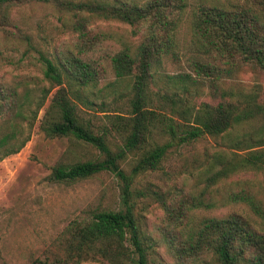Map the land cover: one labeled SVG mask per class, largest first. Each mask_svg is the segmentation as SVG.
Here are the masks:
<instances>
[{"label": "trees", "instance_id": "1", "mask_svg": "<svg viewBox=\"0 0 264 264\" xmlns=\"http://www.w3.org/2000/svg\"><path fill=\"white\" fill-rule=\"evenodd\" d=\"M30 2L51 3L69 12L72 37L53 60L40 56L42 76L49 87L41 91L32 116L24 112V105L31 104L26 83L17 80L0 89V161L18 153L29 140L37 113L52 92L39 130L48 138L89 145L98 156L55 165L49 178L73 183L107 172L116 179L120 198L116 211H97L87 221L67 226L62 254L51 264H147L148 240L140 230L135 200L148 193L134 189V181L156 170L172 150L203 138L231 144L229 156L214 153L211 159L217 170L206 177L199 194H180L170 207L156 199L166 215L158 230L160 240L174 264H264V204L252 192L230 191L219 200L246 207L253 220L237 214L203 217L187 228L190 211L216 206V200L204 197L214 183L242 172L264 176V104L255 90L243 93L221 87L223 80L233 79L245 68L264 71V0H211L197 5L187 17L185 0H0V32H8L11 26L10 9ZM94 19L126 24L135 29L134 34L141 29L139 40L120 43L121 48L108 58L116 80H132L126 115L111 118L110 127L121 139L114 149L108 145V129L95 133L81 122L69 98L71 94L78 99V92L92 88L100 77L97 62L86 59V54L110 37L92 31ZM183 23L188 29L184 42L196 55L186 60L187 73L169 77L160 69L164 60L176 57L177 31ZM20 37L28 40L25 35ZM161 77L176 90L168 97L161 95L170 104V117L150 107L149 86ZM202 86L213 103L188 107L190 97ZM178 92L182 98L173 101ZM175 103L181 106L174 109ZM153 127L168 140L143 150ZM128 157L133 162L125 171L121 165Z\"/></svg>", "mask_w": 264, "mask_h": 264}, {"label": "rangeland", "instance_id": "2", "mask_svg": "<svg viewBox=\"0 0 264 264\" xmlns=\"http://www.w3.org/2000/svg\"><path fill=\"white\" fill-rule=\"evenodd\" d=\"M210 1L185 0V17L197 5ZM9 20L11 26L8 32H0V89L17 80L26 83L31 104L24 105V112L32 116L41 91L49 87L42 76L40 56L53 60L58 50L68 44L72 37L71 17L69 12L51 3L30 2L12 7ZM90 27L93 32L102 31L110 37L86 54V59L97 62L100 77L92 88L79 91L78 99L71 94L69 98L74 102L81 122L90 126L95 133H100L102 128L108 129V145L114 149L120 146L121 139L110 127L111 118L126 115L132 80H116L108 58L121 48L120 43L134 44L139 40L141 29L134 34L135 29L126 24L99 19H94ZM187 30L186 23H183L176 36L179 42L177 55L163 61L160 73L175 77L189 71L186 60L196 54L184 42ZM20 34L27 36L28 40L22 39ZM156 80L149 86L150 107L154 112L170 117V104L166 99L162 100L161 95L168 97L176 91L175 86L167 84L163 77ZM221 87L243 93L255 90L261 99L260 104H264V71L252 72L245 68L233 79L223 80ZM51 94L46 96L37 113L29 140L18 153L0 161V264H51L62 254L61 244L67 226L87 221L94 212L116 211L119 208L118 183L107 172L73 183H56L49 178L55 165L93 160L98 156V152L89 145L66 138H48L39 130V121ZM179 97L182 98L178 92L173 101ZM202 102L213 103L205 86L190 97L187 106L196 109ZM180 106L175 103L173 108ZM167 140L168 137L159 128L153 127L143 150ZM230 147L231 144L222 143L219 139H199L172 150L156 170L136 177L134 189L148 193L135 200L140 230L148 240L147 264H174L160 240L158 230L164 226L166 215L156 199H161L170 207L180 194H199L206 177L217 170L211 157L217 151L229 156ZM132 162V157H128L121 167L127 171ZM240 190L252 192L264 204V176L255 172L238 173L209 187V193L204 197L216 200V206L190 211L187 228L203 217L237 214L253 220L246 207L226 205L219 200L230 191ZM80 264L101 263L85 261Z\"/></svg>", "mask_w": 264, "mask_h": 264}]
</instances>
